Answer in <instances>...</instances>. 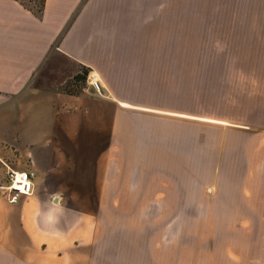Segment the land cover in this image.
<instances>
[{"label":"crops","instance_id":"1","mask_svg":"<svg viewBox=\"0 0 264 264\" xmlns=\"http://www.w3.org/2000/svg\"><path fill=\"white\" fill-rule=\"evenodd\" d=\"M190 2L247 4L220 18L247 19L264 53V0H0V264H160L146 241L162 209L195 200L175 179L180 162L196 169L198 123L184 119L201 98L177 83L182 27L218 17ZM83 69L102 94L65 89ZM10 170L35 175L15 202Z\"/></svg>","mask_w":264,"mask_h":264},{"label":"rangeland","instance_id":"2","mask_svg":"<svg viewBox=\"0 0 264 264\" xmlns=\"http://www.w3.org/2000/svg\"><path fill=\"white\" fill-rule=\"evenodd\" d=\"M189 9L218 16L185 18L181 34L186 70L177 83L201 98L199 118H183L198 123L196 169L180 162L175 179L194 187L195 200L163 208L159 240L146 242L160 264H264V117L254 115L264 114L256 110L264 107V53L250 47L247 19L220 18L247 17V4L190 2Z\"/></svg>","mask_w":264,"mask_h":264},{"label":"built area","instance_id":"3","mask_svg":"<svg viewBox=\"0 0 264 264\" xmlns=\"http://www.w3.org/2000/svg\"><path fill=\"white\" fill-rule=\"evenodd\" d=\"M89 85L99 94H102V85L95 74H88L86 78ZM33 172L8 171L6 183L3 187L8 202H15L19 196L29 195L33 190Z\"/></svg>","mask_w":264,"mask_h":264},{"label":"trees","instance_id":"4","mask_svg":"<svg viewBox=\"0 0 264 264\" xmlns=\"http://www.w3.org/2000/svg\"><path fill=\"white\" fill-rule=\"evenodd\" d=\"M88 74V71L86 69H83L82 72L76 74L75 76L66 81V83L64 84L65 89L72 90L71 88H78L79 84L82 81L86 80Z\"/></svg>","mask_w":264,"mask_h":264}]
</instances>
